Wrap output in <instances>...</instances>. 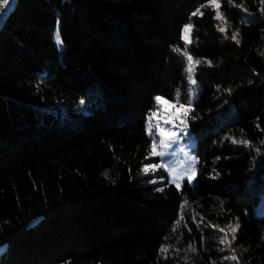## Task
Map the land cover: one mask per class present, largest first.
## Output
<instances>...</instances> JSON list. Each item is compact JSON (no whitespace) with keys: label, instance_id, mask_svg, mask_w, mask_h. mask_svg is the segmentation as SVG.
Returning a JSON list of instances; mask_svg holds the SVG:
<instances>
[{"label":"trees","instance_id":"16d2710c","mask_svg":"<svg viewBox=\"0 0 264 264\" xmlns=\"http://www.w3.org/2000/svg\"><path fill=\"white\" fill-rule=\"evenodd\" d=\"M207 3L16 0L0 27V264H236L210 225L237 222L239 264H264V5L221 0V33ZM189 24L199 163L178 190L163 168L142 169L161 163L155 98H191Z\"/></svg>","mask_w":264,"mask_h":264},{"label":"snow or ice","instance_id":"6c2138e0","mask_svg":"<svg viewBox=\"0 0 264 264\" xmlns=\"http://www.w3.org/2000/svg\"><path fill=\"white\" fill-rule=\"evenodd\" d=\"M261 4L264 5V0H260ZM4 3H8V0H4ZM227 3L231 6L234 7H239L241 8L243 11L247 12V8L243 7V4L240 5H236L234 4V0H227ZM221 0H208V3L206 5H203L202 7H211L214 12V19L217 21H220L221 23H219L217 25V30L221 33H225L227 30V21H226V17L224 16V14L220 11L221 8ZM261 13L264 14V7L261 8ZM193 16L195 15H203V12L200 9H197L196 12H194L192 14ZM247 22V21H246ZM59 24V22H57ZM184 35H183V39L185 41V46H184V50L182 52V55L186 58L187 61V67L185 69V71L188 74V80L189 83L193 86L196 85L197 81L194 79V74H195V70H196V66L201 64L200 60H194L193 57L188 54V44L191 43L190 40V35L192 32V25H185L184 27ZM239 37V30L233 31L232 35H231V40L234 41L235 43L239 44L240 40L238 39ZM227 38V37H225ZM55 41L57 43L58 46H61L63 41L61 40L60 37V33H59V28H57V31L55 33ZM174 51L180 52V49H174ZM261 55H264V52L261 53ZM206 63L211 66V61H206ZM230 91V90H229ZM192 96L194 98L195 96V89L193 88L192 90ZM156 102H157V106L159 108V106L164 103L167 104L169 103L167 100H165L163 97L157 96L155 98ZM84 102L81 101V104H83ZM192 103L193 100L190 98L187 101V104H181L180 103V94L179 91L177 92V96H176V100L175 103L172 104L171 106L173 108H175L177 105H179V107L181 109L184 110L183 115L181 117H176L174 113H171L169 115H171L172 120H165L164 123L165 124H169V123H173L175 120L179 119L180 124L182 125V128L180 129V131H175L173 130L176 126L173 123V128H164V127H160L159 123L156 124L155 126V134L153 133V125H152V119L153 117H155L157 115V112H153L150 116H149V123L147 126V131L149 135H152L153 141L150 147V155L151 156H158V157H164L166 155H168L169 153L162 150V149H170L172 148L173 145L178 144L180 142V140L183 138V136L188 135L187 133V120L189 119V114L194 110V108L192 107ZM181 133L183 134V136L181 135ZM155 135L159 136V141L157 142V139L155 138ZM232 143H240L243 144L245 146H251L250 142L248 140H232ZM262 143H264V141H262ZM179 151L181 153H185V148L183 146H181L179 148ZM257 151H259V149H257ZM185 155H187V153H185ZM199 163V161L194 158V157H190L189 158V167L181 172V173H177L175 168H171L169 164L167 163H160V164H150V165H146L143 169L142 172L145 175H148L158 169L163 168L165 171H169L171 174V183L175 185V187L180 190L182 188V181L185 179H187V182L189 184H191L197 176V167L196 165ZM152 183H155L156 181H150ZM158 191H163L162 188L157 189ZM188 201L185 200L184 205H182L181 207L183 208L185 205H187ZM181 219H183V217H181ZM195 219V218H194ZM211 227L217 228L219 232L224 233L220 239H219V243L221 245H223L226 248L232 249L233 254L231 256H226L224 257L225 260H231V261H235L236 264H239V258L238 256L235 254V249L232 248L233 242L236 240V232L239 229V223L237 222L236 224L232 225H228L227 226V230L224 227H219L218 225H210ZM229 232L231 233V239H229ZM173 246L172 245H162L160 248V253L162 255V257L166 260L168 259V254L170 252V249H172ZM223 250V249H222ZM180 249H175V252L177 255H179L180 253ZM186 253H195L197 251V249L192 245L189 244L187 249L185 250ZM182 259L184 260V264H188V255L185 254Z\"/></svg>","mask_w":264,"mask_h":264},{"label":"rangeland","instance_id":"374dc122","mask_svg":"<svg viewBox=\"0 0 264 264\" xmlns=\"http://www.w3.org/2000/svg\"><path fill=\"white\" fill-rule=\"evenodd\" d=\"M15 2H16V0H10L9 1V6L7 7V9H6V11H5V13H4L3 17H2V20L0 21V27L3 24L4 20L6 19L7 15L9 14V12L11 11V9L13 8ZM192 32H193V28H192ZM192 32H191V35H190L191 43H192ZM59 33H60V30H59ZM183 35H184V32L182 34V37H183ZM183 41H184V39H183ZM191 43H189L188 45H191ZM58 48L60 50H62L64 48L63 43H62L61 46H58ZM185 62L187 64L186 58H185ZM195 75H196V70H195V74H194V79H195ZM191 87H192V90H193V88L195 89V96H194V98H193V96L191 94V99L193 100V103H194L197 100L198 96H199V92L197 90V83H196L195 86L191 85ZM192 90H191V93H192ZM164 99L167 100L169 103H167V104L162 103L159 106V108L157 106L156 110L153 111V112H157V115L155 117H153V119L151 121L152 122V125H153V133L154 134H155V126H156L157 123H159L160 127H164V128H173V123H174L176 127L173 130L178 131V132L182 128V125L180 124L179 119L175 120L173 123H169V124H165L164 123V121L166 119L167 120H170V121L172 120V117L169 114L174 113L176 117H181L183 115V112H184V110L181 109L179 107V105H177L175 108H173L171 106L175 102L169 101L166 98H164ZM156 105H157V102H156ZM148 123H149V118H148ZM187 124H188V127H187V133H188V135L183 136V134L181 133V135L183 136V138L180 140V142L178 144L173 145L172 148H170V149H162V150L168 152L169 154L166 155V156H164V157H159L160 160H161V163L163 162V163L169 164L171 168H175L176 169L177 173H181V172L185 171L189 167V158L190 157H194V158H196L198 160V157H197V154H196V151H195L196 145H197V141H196L195 137L190 133L188 120H187ZM150 137L152 139L154 138L152 135H150ZM155 138L157 139V142H158L159 141V136L158 135H155ZM181 146H183L185 148V153H187V155H185V153H181L179 151V148ZM152 157H158V156H152ZM152 164H155V163H152ZM196 167H198V164L196 165ZM157 171L158 170H156V171H154V172H152L150 174L156 176ZM150 174H148V175H150ZM167 174H168V177H169L170 182H171V178L172 177H171L170 172L167 171ZM154 181H156L155 183H158L159 182V179L158 178H155ZM195 182H196V179L190 185H192V186L195 185ZM185 183H188L186 177L182 181V187L184 186ZM261 212L262 211L260 210V213ZM37 220L38 219H35L31 223L32 224H35L37 222ZM6 248H7L6 245H0V254L3 253L6 250Z\"/></svg>","mask_w":264,"mask_h":264},{"label":"built area","instance_id":"2783aa9c","mask_svg":"<svg viewBox=\"0 0 264 264\" xmlns=\"http://www.w3.org/2000/svg\"><path fill=\"white\" fill-rule=\"evenodd\" d=\"M9 1L8 0V3H4V0H0V21L2 20V17L7 9V7L9 6Z\"/></svg>","mask_w":264,"mask_h":264}]
</instances>
